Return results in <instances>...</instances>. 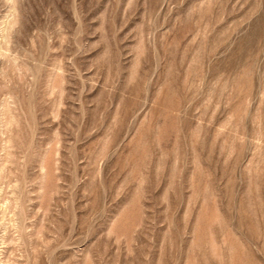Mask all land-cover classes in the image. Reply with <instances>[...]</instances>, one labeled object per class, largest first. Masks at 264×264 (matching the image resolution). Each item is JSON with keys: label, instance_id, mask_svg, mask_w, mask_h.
<instances>
[{"label": "rangeland", "instance_id": "rangeland-1", "mask_svg": "<svg viewBox=\"0 0 264 264\" xmlns=\"http://www.w3.org/2000/svg\"><path fill=\"white\" fill-rule=\"evenodd\" d=\"M0 264H264V0H0Z\"/></svg>", "mask_w": 264, "mask_h": 264}, {"label": "bare ground", "instance_id": "bare-ground-1", "mask_svg": "<svg viewBox=\"0 0 264 264\" xmlns=\"http://www.w3.org/2000/svg\"><path fill=\"white\" fill-rule=\"evenodd\" d=\"M6 210V209H5ZM8 210V209H7ZM7 213V212H6ZM15 223V222H14Z\"/></svg>", "mask_w": 264, "mask_h": 264}]
</instances>
